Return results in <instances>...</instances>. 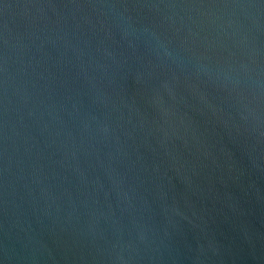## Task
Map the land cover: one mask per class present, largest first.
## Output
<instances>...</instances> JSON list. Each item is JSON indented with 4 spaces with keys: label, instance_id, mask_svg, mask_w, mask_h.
<instances>
[{
    "label": "water",
    "instance_id": "1",
    "mask_svg": "<svg viewBox=\"0 0 264 264\" xmlns=\"http://www.w3.org/2000/svg\"><path fill=\"white\" fill-rule=\"evenodd\" d=\"M0 264H264V0H0Z\"/></svg>",
    "mask_w": 264,
    "mask_h": 264
}]
</instances>
